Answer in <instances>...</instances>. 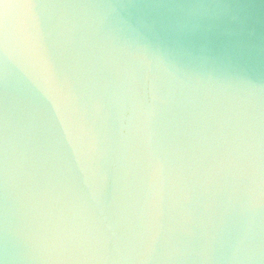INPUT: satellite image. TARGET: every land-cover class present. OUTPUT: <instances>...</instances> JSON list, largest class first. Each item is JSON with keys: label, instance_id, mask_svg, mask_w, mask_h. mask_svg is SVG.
<instances>
[{"label": "clouds", "instance_id": "9594fccd", "mask_svg": "<svg viewBox=\"0 0 264 264\" xmlns=\"http://www.w3.org/2000/svg\"><path fill=\"white\" fill-rule=\"evenodd\" d=\"M0 264H264V24L0 0Z\"/></svg>", "mask_w": 264, "mask_h": 264}, {"label": "water", "instance_id": "95a60500", "mask_svg": "<svg viewBox=\"0 0 264 264\" xmlns=\"http://www.w3.org/2000/svg\"><path fill=\"white\" fill-rule=\"evenodd\" d=\"M159 2L168 6L186 8L200 3L202 0H159ZM228 2L240 7L251 18L264 24V2L262 0H228Z\"/></svg>", "mask_w": 264, "mask_h": 264}]
</instances>
